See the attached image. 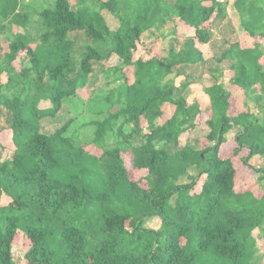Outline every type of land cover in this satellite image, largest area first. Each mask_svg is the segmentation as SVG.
<instances>
[{"label":"trees","instance_id":"trees-1","mask_svg":"<svg viewBox=\"0 0 264 264\" xmlns=\"http://www.w3.org/2000/svg\"><path fill=\"white\" fill-rule=\"evenodd\" d=\"M27 6L0 0V32L7 24L23 31L8 37L0 60V75L7 77L0 113L9 114L14 146L12 159L0 163V203L9 200L0 206V264H15L18 231L30 242L27 264H261L254 233L264 239V194L236 192V168L220 150L237 129L233 156L246 150L243 166L264 181V168L249 164L255 157L264 161V0H54L35 10L33 23L44 31L32 47ZM230 7L255 42L241 48L229 39L219 56L206 59L196 43L215 42ZM103 11L118 21L117 29L108 27ZM176 21L194 33L181 45ZM152 30L173 37L167 55L135 59ZM111 57L119 64L105 71V80L117 85L100 99L105 108L98 114L105 118L84 126L93 128L89 144L100 155L66 136L75 118L44 134L41 122L78 98L93 65ZM17 60L19 72L12 67ZM129 67L131 84L123 73ZM195 67L208 77L205 109L186 100L197 82L187 71ZM232 88L257 113L230 116ZM46 102L50 107H42ZM164 107H172L170 115ZM203 115L207 146L190 137ZM124 155L134 171L146 172V188L130 179ZM199 177L200 191L192 194ZM154 218L160 227L144 228Z\"/></svg>","mask_w":264,"mask_h":264},{"label":"rangeland","instance_id":"rangeland-1","mask_svg":"<svg viewBox=\"0 0 264 264\" xmlns=\"http://www.w3.org/2000/svg\"><path fill=\"white\" fill-rule=\"evenodd\" d=\"M54 0H25V3L29 4L30 6L25 7L26 8V15H28V19L32 22L29 24V30L28 34L30 38L32 39V46L37 44V40L39 41V36L44 31L43 27L41 25H38L35 27L33 21L37 19V16L34 15L35 10L41 11L45 8H50L52 6ZM72 5H74V1H71ZM24 11V13H25ZM108 27L111 30H115L118 27V21L108 12L104 11L102 13ZM177 23V35L174 37L176 38L180 45L183 43L184 39L187 37H190L193 35V32L187 28L181 27L178 21ZM179 24V25H178ZM220 29L214 33V43L210 46L208 45H199L197 44V47L201 49L204 57L207 59L211 57L212 55L219 56L220 53L223 51V49H226L229 42H225L229 39H234L233 44L236 43L237 45V37L242 33L240 26H239V20L236 16H233L232 18H227L224 22L221 23ZM1 30V28H0ZM22 29L16 28V27H9V25H6V28H4V31L0 32V41L2 42L3 48L0 51V55H3L6 52V46L8 44V40L10 35L14 33H22ZM190 35V36H189ZM173 37H160L158 33L154 30L152 33L147 34L145 37L142 38V43L138 44V50L135 53V57L140 56H150L152 53L154 55L161 57H165L167 55V52L170 47V40ZM159 42L156 44L155 42ZM225 42V43H223ZM263 42L264 41H259ZM80 48V47H79ZM231 56H234L230 53ZM24 55L19 57V60L23 59ZM21 58V59H20ZM17 60L16 63H14V69L15 71L20 70V61ZM119 62H117L116 58H111L110 60L103 62V63H95L93 65L94 67V74L90 76L89 85L81 90L78 91L77 95L78 98H71L69 100H65L63 103L64 106L62 110L54 117H49L41 122L42 131L44 134H51L53 133L57 128L61 127L67 120L75 118L74 123L71 125L67 132V137L72 139L75 143H79L82 145H86V151L92 154L100 155L101 152L97 151L90 143L92 139V132L93 128H90L88 126L84 127L85 124H88L92 121L98 122L103 120L105 118V114H98V110L105 106L100 102V99L103 98L108 89L113 88L117 84H113L110 86H107L105 76H106V70L115 67L118 65ZM195 78H197V82L193 84L189 88V92L186 94V100L187 103L190 105L192 103H198L203 106H207V97L204 95V87H206L209 83L207 81L208 77L203 76V70L201 67H195L191 68L190 71ZM129 79V81H132V74L133 70L126 69L124 73ZM202 76V77H201ZM201 77V78H200ZM184 81V78H178L175 80V85L179 86ZM94 90L96 91L93 95H91ZM104 90V91H100ZM92 96V101H89L88 99ZM85 103H83V102ZM71 104V107H68V104ZM243 105H240V100L236 101L234 100L232 102V109L230 111V116H235L237 112H246L251 111L254 113H257V110L254 108L253 104L248 103L246 104L245 101H242ZM42 107H50V104L48 102L43 103ZM105 108V107H104ZM166 108V107H165ZM169 115L172 112V107H169L168 110L166 108V111ZM207 120V117L203 115L200 119V125L197 127V129L194 131L192 135H190L191 139H197L200 141L202 146H207V142L205 141V136L208 133V130L205 127V121ZM9 114L6 110L1 109L0 113V163H3L5 161L11 160L13 156V146L11 142V133L9 128ZM142 126H145V123L142 122ZM238 130L233 129L226 135L227 143L225 146L221 148V158L226 159L230 158L232 159L233 165L236 168V185L235 189L236 192H244V191H251L252 194H254L257 198H260L264 194V181H258L259 176L254 174L252 171H250L248 168L244 167L240 158L245 157L248 155V152L246 150L241 151V153L238 156H233V150L236 148L235 144V137ZM187 135H183L181 137V141L184 143ZM90 140V141H89ZM123 160L125 162L126 168L129 172V177L132 181L137 182L140 187L146 188V181L145 171H134L131 167V158L129 155H124ZM249 164L256 168H264V161L259 159L258 157H255L249 161ZM191 175H196V172L192 171L190 173ZM204 177H199L197 179V182L192 190V194H197L200 191L202 182ZM262 186V187H261ZM263 188V189H262ZM5 199V198H4ZM9 202L8 199L3 200L0 203V206L6 205ZM160 227V220L157 218L146 220L144 223V228L151 229V230H157ZM254 237L257 239V247L259 249V253L264 256V239L261 240V236L255 232ZM30 247V242L27 240L26 237H24L23 233L21 231L17 232V235L12 243V255L15 264H27L24 260V254L27 252V250ZM261 264H264V259L261 261Z\"/></svg>","mask_w":264,"mask_h":264},{"label":"crops","instance_id":"crops-1","mask_svg":"<svg viewBox=\"0 0 264 264\" xmlns=\"http://www.w3.org/2000/svg\"><path fill=\"white\" fill-rule=\"evenodd\" d=\"M232 1H233V0H230V3H232ZM205 5H209V3H206ZM103 12H104V11H103ZM103 12H102V13H103ZM102 13H101V14H102ZM228 14H229V15H228V18H232V17L234 16L231 7L228 8ZM102 16H103V15H102ZM179 24H181V23H179ZM179 24H178V25H179ZM180 26L183 27V28H187V29H189V30H191V31L193 32V30H192L191 28H189V27H187V26H184L183 24H181ZM221 26H222V25H221ZM177 29H178V27H176V35H177ZM152 31H154V30H152ZM150 33H152V32H150ZM150 33H146V34H144L143 37H145L147 34H150ZM193 34H194V33H193ZM189 36H190V35H189ZM192 36H193V35H192ZM143 37H142V38H143ZM237 38H238V42H239L241 48L252 47V45H253L254 42H255L254 40L249 39L248 37H246L243 33H240V35H239ZM158 42H159V40L156 41L155 43L157 44ZM141 43H142V39H141ZM197 44H198V43H196V46H197ZM199 45H200V44H199ZM203 46H204V45H203ZM208 46H210V45H208ZM6 47H7V46H6ZM2 48H3V45H2V42L0 41V51H1ZM197 48L199 49V47H197ZM137 50H138V46H137ZM200 50H201V49H200ZM7 51H8V50H7V48H6V52H5V53H7ZM5 53H4V54H5ZM4 54H3V55H0V60H3V58H4V57H3ZM152 56H157V55H154V54L152 53ZM212 56H213V55H212ZM212 56H211V57H212ZM140 57H143V58H145V59H148V58H149V56H147V57L140 56ZM157 57H159V56H157ZM111 58H116L117 62H119V60H118L117 57H111ZM111 58H110V59H111ZM134 58L137 59V58H139V57H135V55H134ZM204 58H205V57H204ZM209 58H210V57H209ZM110 59H109V60H110ZM260 62H261V64L264 66V57L261 59ZM14 63H16V62H14ZM14 63L12 64V67H13V68H14ZM118 64H119V63H118ZM116 66H117V65H116ZM130 68H131V67L126 68V69H130ZM126 69H124L123 73H125V70H126ZM131 69L133 70V68H131ZM19 71H20V70H19ZM19 71H18V72H19ZM16 72H17V71H16ZM93 74H94V73H93ZM93 74H92V75H93ZM125 76H126V75H125ZM126 78H127V77H126ZM180 78H181V77H180ZM133 80H134V79H133V74H132V81L130 82L129 79H128L129 84H131V83L133 82ZM207 80H208V79H207ZM6 81H7L6 74H5V73H2V74L0 75V84H1V85H5V84H6ZM89 81H90V79H89ZM88 85H89V84H88ZM88 85H87V86H88ZM87 86H86V87H87ZM86 87H85V88H86ZM85 88H84V89H85ZM82 90H83V89H82ZM79 91H81V90H79ZM203 92H204V91H203ZM204 95H205V93H204ZM205 96H206V95H205ZM89 99H90V98H89ZM89 99H88V100H89ZM234 100H236V101H237V100H238V101L240 100V105H243V104H242V101L244 102L243 95H242V93H241L237 88H232V89H231V100H230V101H231V104H232V102H233ZM207 102H208V99H207ZM192 104H193V103H192ZM188 105H189V104H188ZM190 105H191V104H190ZM199 105H200V104H199ZM208 106H209V102H208V105H207V106L200 105V107H201L202 109H205V108H207ZM232 106H233V105H232ZM163 109L166 110L165 107H164ZM240 113H243V112H240V111H239V112L236 113V115H237V114H240ZM144 123H145V122H144ZM144 127H146V124H145ZM10 133H11V130H10ZM11 142H12V133H11ZM12 146H13V143H12ZM13 149H14V146H13ZM220 151H221V150H220ZM220 154H221V152H220ZM235 182H236V179H235ZM235 184H236V183H235ZM4 198L6 199V197H3V198H2V201L5 200ZM2 201H1V202H2Z\"/></svg>","mask_w":264,"mask_h":264}]
</instances>
